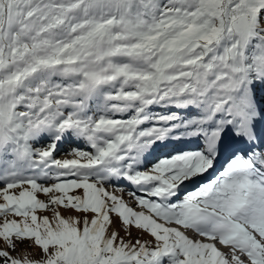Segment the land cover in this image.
Segmentation results:
<instances>
[{
    "label": "snow or ice",
    "instance_id": "6c2138e0",
    "mask_svg": "<svg viewBox=\"0 0 264 264\" xmlns=\"http://www.w3.org/2000/svg\"><path fill=\"white\" fill-rule=\"evenodd\" d=\"M0 264H264V0H0Z\"/></svg>",
    "mask_w": 264,
    "mask_h": 264
},
{
    "label": "rangeland",
    "instance_id": "374dc122",
    "mask_svg": "<svg viewBox=\"0 0 264 264\" xmlns=\"http://www.w3.org/2000/svg\"><path fill=\"white\" fill-rule=\"evenodd\" d=\"M63 157H62V155L59 156V158H63ZM109 190L111 191V189H109ZM117 194H119V193H117ZM38 198L41 199V200H45V201L47 200V198L42 193L38 194ZM125 199L127 200V196L126 195H125ZM137 210H140V209H137ZM37 215H39V216L49 215L50 216L51 213L47 212V211H38ZM66 215H67V213H66ZM10 218H12V217H10ZM121 235H123V233H121ZM138 235H140V233H138L135 229H133V237H136ZM189 235H192V233H189ZM143 238L147 239L148 237H143Z\"/></svg>",
    "mask_w": 264,
    "mask_h": 264
},
{
    "label": "bare ground",
    "instance_id": "6f19581e",
    "mask_svg": "<svg viewBox=\"0 0 264 264\" xmlns=\"http://www.w3.org/2000/svg\"><path fill=\"white\" fill-rule=\"evenodd\" d=\"M156 154H157V153H156ZM58 157H59V156H58ZM190 186H193V185H190ZM190 186H189V187H190Z\"/></svg>",
    "mask_w": 264,
    "mask_h": 264
}]
</instances>
